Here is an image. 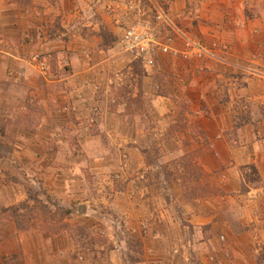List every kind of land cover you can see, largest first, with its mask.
I'll use <instances>...</instances> for the list:
<instances>
[{
    "label": "rangeland",
    "instance_id": "374dc122",
    "mask_svg": "<svg viewBox=\"0 0 264 264\" xmlns=\"http://www.w3.org/2000/svg\"><path fill=\"white\" fill-rule=\"evenodd\" d=\"M154 1L184 30L211 46L220 60L188 62L158 54L147 64L123 52L118 40L116 48L110 49L113 40L108 39L106 30L99 33L107 47L75 46L64 49L67 55L58 47L48 52L42 12L58 0H0V11H17L14 19L26 23L28 29V36L18 38L20 46L0 41V53L14 59L6 71L0 63V89L3 86L7 93L14 85L17 90L15 97L3 99L9 106L6 113L0 106V163L10 164L11 153L23 147L17 139L19 133L29 140L24 146L38 155L35 160L20 159V171L15 165L11 175L8 170H3L7 176L0 175V184L10 186L4 188V198L23 192L16 204L0 205V222L6 225L17 219L21 229L35 228L53 239V254L56 248L70 247L86 264H233L227 252L231 248L249 245L264 249V238L252 244L254 235L259 236L264 227L246 222L245 205L234 195L226 197L222 163L216 165L211 159L214 169H207L205 157L210 151L216 155L218 148L209 138L214 125L206 119H214L218 129L217 122L222 123L228 106L233 112L226 117L228 128H232V114L244 124L263 117L264 0H234L235 6L228 9L235 11H222V0H138L141 14L134 21L155 25ZM92 2L69 0L66 7L69 11H97L94 5L99 0ZM103 9L112 11L114 7L110 10L106 4ZM9 52L11 56L6 55ZM69 52L86 61L88 55L91 63L114 56H109L112 60L102 65L100 73L75 79L94 94L89 106H108L114 99L108 95L113 93L119 104L127 103L128 119L135 127H124L110 136L109 123L115 120L123 127L126 118L124 111L118 116L104 111L100 116L103 131L100 126L97 133L87 127L77 131L74 121L94 122L91 113L78 111L82 106L78 96L59 93L68 91L71 84L66 77L77 67ZM114 64L120 66V75L117 82L110 83ZM109 87H114L112 92ZM99 93L102 96L98 98ZM160 107L166 112L158 111ZM20 123L27 126L21 128ZM243 127L236 123L231 132L240 129L247 136L252 131L257 135L258 129L247 132ZM121 133L137 140L122 143ZM260 135L264 136V129ZM126 148H131L130 154ZM65 183L71 184L69 189ZM258 185V172L243 167V203ZM55 187L63 197L49 192ZM78 204L82 206L76 209ZM192 209L195 216H191ZM65 230L69 244L57 239ZM58 255L61 261L62 251ZM261 256L258 261L264 262V254ZM17 259V255L0 258V264H14Z\"/></svg>",
    "mask_w": 264,
    "mask_h": 264
},
{
    "label": "crops",
    "instance_id": "0c3cea01",
    "mask_svg": "<svg viewBox=\"0 0 264 264\" xmlns=\"http://www.w3.org/2000/svg\"><path fill=\"white\" fill-rule=\"evenodd\" d=\"M67 1L69 0H58V3L56 5L50 3L48 10L42 12V19L44 22L46 20L47 28L46 32L44 33V43L46 42L45 47L48 48V52L54 51V47H58L57 50L60 51L62 55H67L68 53H66L65 50L71 48L74 49L76 48L75 46L85 49L107 47L105 42H103L104 38L102 36V33H99L101 32V30H106V32L109 34L108 39L110 37V40H113V42H109V47H112L110 49H113L114 45L116 48L117 44L115 43L119 42V38L123 33L124 27L130 22H133L134 18L141 14V11L137 10V7L139 6L137 5L138 0H104L105 3L108 4L110 10L111 7H114L112 11H106L105 9H103V7H106V4L104 3V1L100 2V0L98 4L94 3L95 0H93L92 2L93 5L95 4L94 7H96L97 11H81L79 9L69 11L66 7ZM73 1H75L76 4H79L80 0ZM233 3L234 0H222V11H235L228 9ZM233 6H235V4H233ZM168 14L172 19H174L170 12H168ZM16 15L17 11H0V37H4V39H1L0 41L3 44L8 43L9 41H14L19 43L20 46L18 38L22 34H27L28 36V29H26V25L24 26V24L26 23H21L17 18L14 19V16ZM181 28L184 29L183 27ZM190 35L192 36V34ZM33 40H35L34 35ZM50 47L51 49H49ZM69 54L72 55L71 60H74L76 58V60L74 61H76L77 67L76 69H74V72L70 74V76L66 77V80H68L69 84H71L70 88H68V91L62 89L59 93L66 92L67 95V93L69 92L74 97L78 96L79 98L76 100L78 102H82L80 103V105L82 104V106L81 108H78V111L82 110L84 114H86L87 112L89 114L91 113V119L93 120L94 125H96H89L87 120H84L83 122H79L78 120H76L74 121V126L77 131L83 132L85 130L84 128L87 127L88 129H96L94 133H97L99 131V129H97V126H100V129L103 131V121H101L100 119L102 118L101 115L104 111L116 116L119 115L118 112L124 111L123 116L126 118L124 119L126 126L123 127H121L120 123L115 122V120L109 123L108 133L111 132L110 136L117 134V132L119 133V130H122L124 127H135L136 124L134 123L133 125H131L130 122L132 120L128 119L129 112L127 103L126 105L119 104V102L115 100V96L113 93V95H108L109 97H114L112 102L110 101L108 103V106L102 107L101 104H95V107H93V105L89 106L94 102V94L92 92L86 91L87 85H85L81 81L77 82V80L75 79L76 77L82 78L85 74V78H88L93 73H100L101 70H103L101 68L102 65H104L105 67L106 63L112 60V58H110L109 56H114L111 54L106 57V60L103 59L100 63H91L89 62L91 58L88 57V55H86L85 57V59H87L86 61L80 58V55L76 54V52H69ZM6 55L11 56L10 52ZM13 62L14 59H12L11 57H5L0 53V63L4 64V69L1 68L3 69V71H6L5 67L7 65L13 64ZM79 63L83 64L84 68L82 66L78 67ZM119 68L120 66L118 68L117 65L114 66V70H112L114 79H111L109 81L110 83L117 82L116 79L119 78L120 75ZM105 73L106 72H104L103 75H105ZM0 76L2 77V74H0ZM13 86H11L7 93L5 92L6 88H4L3 86L0 89V94L2 96L0 97V106L5 107V113L8 111L7 108L9 106L3 101V99L10 98L9 95L15 97V93L17 92V90H14ZM113 89L114 87H109L108 92H112ZM91 94H93L92 97ZM101 96L102 94L99 93L98 98ZM86 100L88 101V104L83 103ZM116 105H118V107ZM261 106V108H264V105ZM166 110L164 107H160L158 109V111L164 113L166 112ZM9 112L11 113V111ZM92 113L96 114L97 116H92L94 115ZM230 113L233 112L228 106L222 113V123L217 122L220 124L218 126V129L215 128L217 124L214 123V119H206L207 123L210 121L212 122L211 126L214 125L213 127H211V129L213 128L214 132L213 134L209 132V138L211 142H214L216 144L219 153L218 151H216V155H212V151H210L208 152V155L204 160L207 163V169L209 171L214 169V167L212 168L209 164L211 163V159L216 163V165H218L220 162L222 163V190H224L227 194L226 197L230 199V197L234 195V199H236L239 203L245 205L244 207L247 215L246 222L255 221L261 223V226L264 227V136L260 135V133H262V130L264 129V112H262L263 117L260 120L255 122H248L245 124L239 120L236 114H232V123L230 124V127L232 125V128H228L225 121H227L226 117L230 116ZM215 119H218L217 115ZM236 123L238 125H241V127L244 126L243 128H246L247 132H249V129H258V132H256L257 135L252 131L250 133L251 136H247L240 133V129L238 133L237 131H235V133L233 134L231 130L234 128ZM19 125H21V128H25V126H27L21 123ZM28 126L30 127V125ZM121 134L122 135L119 136L121 137L120 141L122 143H126L127 145L134 143L137 140L134 138V136L131 137L130 135H124L123 133ZM136 134L138 133L136 132ZM17 139L20 141V143H23V147L20 146L19 148H16L13 153H11L10 157L12 162L10 164L8 162L0 163V175L2 176H7V174L3 170H8V173L10 174V172H12L11 170L15 169V165L17 170L20 171V159L28 158L30 160H35L38 158L36 152L30 151L26 146H24V143L29 144V140L25 136H23L22 133H19V137ZM126 152L130 154L131 148H126ZM245 166H254L256 168L259 175V185L251 192H249L248 199L245 201V203H243V199L240 196V178L241 169ZM53 182L54 181H52V183ZM65 185L66 189H69L68 187L71 186V184L69 185L68 183H65ZM4 188L10 189V186L6 187L0 184V205L3 204L6 206L16 204L23 197V192H21V190H18L14 192V194L12 195V199L11 197L4 198L2 195L4 193V190H6ZM49 192L53 193L54 195L63 197L60 188L55 187V190L52 189L49 190ZM79 206H82V204H78L76 209H78ZM84 206L85 209H87L86 205ZM195 215L196 213L192 209L191 216ZM260 238H264V232H261L259 236L257 234L256 237L254 235L255 241L252 239V244H256L257 241L259 243L263 242L260 241ZM57 239L63 240L67 244H69V233L65 230L57 237ZM51 242H53V239H50L44 233L35 228L23 232L18 230L15 222H10L6 225L0 222V258L7 257V259H9L17 255L18 259L14 264H86V261H82V257H80L81 260L77 259V255L80 254L75 255V249L70 250V247H66L63 250H59L55 247V253L53 254V249H51L50 247ZM61 251L63 253V259L61 261H58V252L61 253ZM227 252H229L228 254L229 257H231V261H233V264H264V262L258 261V259L262 258L261 255L264 254V249L262 247L250 248L249 245L246 247L239 246L231 248L227 250Z\"/></svg>",
    "mask_w": 264,
    "mask_h": 264
},
{
    "label": "built area",
    "instance_id": "2783aa9c",
    "mask_svg": "<svg viewBox=\"0 0 264 264\" xmlns=\"http://www.w3.org/2000/svg\"><path fill=\"white\" fill-rule=\"evenodd\" d=\"M155 25L142 19L126 25L119 38L121 49L147 64L158 54L171 55L184 61L220 60L214 49L191 36L170 17L157 2L153 3Z\"/></svg>",
    "mask_w": 264,
    "mask_h": 264
},
{
    "label": "trees",
    "instance_id": "16d2710c",
    "mask_svg": "<svg viewBox=\"0 0 264 264\" xmlns=\"http://www.w3.org/2000/svg\"><path fill=\"white\" fill-rule=\"evenodd\" d=\"M250 168H252V169H254L255 170V174L257 173V170H256V168L254 167V166H250ZM17 209V208H16ZM64 213H67L68 214V211H65ZM15 223H16V226H17V228L19 229V231H25V230H27V229H21V227H20V225H21V223H20V221L19 220H15Z\"/></svg>",
    "mask_w": 264,
    "mask_h": 264
}]
</instances>
